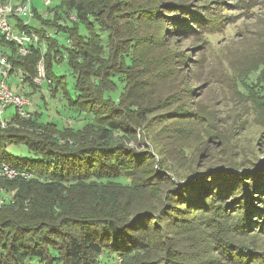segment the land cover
Instances as JSON below:
<instances>
[{
  "label": "trees",
  "instance_id": "1",
  "mask_svg": "<svg viewBox=\"0 0 264 264\" xmlns=\"http://www.w3.org/2000/svg\"><path fill=\"white\" fill-rule=\"evenodd\" d=\"M156 1L164 0H58L35 8L27 28L40 43L28 55L0 40V54L23 72L13 89L28 97L38 91L45 40L48 91L63 103L57 113L72 110L75 122L84 115L74 126L35 105L30 117L13 111L0 123V168L18 172L0 175V264H264L256 242L264 234V165L203 169L186 159L188 138L202 132L197 91L187 87L190 105L166 109L179 102L168 94L177 74L163 55L153 67L139 55L147 44L161 47L168 20L191 31L200 22ZM257 87L248 98L261 110L263 77ZM20 145L32 156L7 150Z\"/></svg>",
  "mask_w": 264,
  "mask_h": 264
},
{
  "label": "rangeland",
  "instance_id": "2",
  "mask_svg": "<svg viewBox=\"0 0 264 264\" xmlns=\"http://www.w3.org/2000/svg\"><path fill=\"white\" fill-rule=\"evenodd\" d=\"M35 2L42 5L40 1ZM52 2L54 5L58 0ZM156 2L161 5L169 2L182 6L189 12H195L200 22L198 25L194 24L196 31H191L176 28L168 20L165 22V38L161 47L147 44L143 48L144 53L139 55L140 59L152 67L153 64L160 63L163 55L166 65L173 67L169 72L170 76L174 78L177 74L176 88L168 94L169 102L174 99H179V102L166 109L180 103L190 105L192 98L187 96V87H195L197 91L199 111L204 117L199 116L196 123L200 125L202 132L197 139L188 138L187 145L190 148L186 150V159L190 162L201 160L203 169L236 163L245 168L254 161L264 165V106L257 110L248 98V94L257 90V86L261 84V77L264 78V0ZM46 52L42 51L36 63L37 76L38 65L43 61L45 81L38 87L36 94L29 97L34 106L38 105L37 108L41 109L43 115L58 117L56 119L62 123L69 120L74 122V126H79V123L84 122V115H79L80 120L75 122L78 113L72 110L57 113L58 109H62L63 103L59 97L53 99L48 91V58L43 55ZM17 80L14 77V84ZM165 85L166 92L173 87L169 82ZM68 90L72 91L71 84L68 85ZM43 98L47 103L41 107ZM14 110L11 107L7 114ZM86 119L87 117L84 120ZM163 146L162 148H166ZM171 149L175 152L174 147ZM7 150L17 157L32 156L25 145L9 146ZM160 151L159 147L155 156L157 159L163 157ZM163 170L169 172L167 168ZM256 242L264 247L262 232L261 237L257 236ZM34 264L38 262L34 260Z\"/></svg>",
  "mask_w": 264,
  "mask_h": 264
},
{
  "label": "built area",
  "instance_id": "3",
  "mask_svg": "<svg viewBox=\"0 0 264 264\" xmlns=\"http://www.w3.org/2000/svg\"><path fill=\"white\" fill-rule=\"evenodd\" d=\"M35 1H40L42 5ZM52 5V0H0V40L13 42L20 56L28 55L30 47L40 43L39 34L27 28L35 20V8H47ZM44 13L45 17H49V13ZM71 19H76V17L71 14ZM50 35L51 33H48V36ZM41 44L42 50L47 51L46 41L43 40ZM67 44L71 46L69 39ZM45 75L44 63L41 61L38 65V75L34 78L35 84L40 86L45 81L43 79ZM22 76L23 72L15 68L12 61L6 55L0 54V123L2 127L8 125L9 120L6 114L11 107H14V111L22 117L31 115L34 107L33 101L30 97L13 89L12 86L14 77L18 79V82H22ZM17 173L16 169L8 165H2L0 168V175L14 177Z\"/></svg>",
  "mask_w": 264,
  "mask_h": 264
},
{
  "label": "water",
  "instance_id": "4",
  "mask_svg": "<svg viewBox=\"0 0 264 264\" xmlns=\"http://www.w3.org/2000/svg\"><path fill=\"white\" fill-rule=\"evenodd\" d=\"M199 176V175H198ZM196 177H193L192 179H195Z\"/></svg>",
  "mask_w": 264,
  "mask_h": 264
}]
</instances>
